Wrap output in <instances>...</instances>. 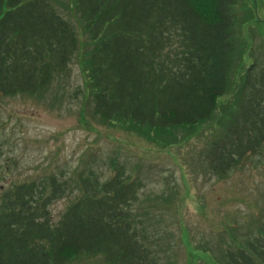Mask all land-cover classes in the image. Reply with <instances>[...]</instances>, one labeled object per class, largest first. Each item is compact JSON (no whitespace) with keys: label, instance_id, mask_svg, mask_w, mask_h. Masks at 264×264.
<instances>
[{"label":"trees","instance_id":"1","mask_svg":"<svg viewBox=\"0 0 264 264\" xmlns=\"http://www.w3.org/2000/svg\"><path fill=\"white\" fill-rule=\"evenodd\" d=\"M259 5L264 0H73L72 22L50 0H0V97L44 96L78 57L79 91L97 121L143 137L149 130L160 144L156 134L179 129L165 147L188 142L181 132L208 129L205 158L222 177L264 145ZM75 173L74 184L52 174L1 191L0 264H76L94 255L106 264H154L133 227L137 175L117 158L108 174L88 166ZM67 191L54 221L50 206ZM257 229L258 237L229 243L221 264H264V224Z\"/></svg>","mask_w":264,"mask_h":264},{"label":"rangeland","instance_id":"2","mask_svg":"<svg viewBox=\"0 0 264 264\" xmlns=\"http://www.w3.org/2000/svg\"><path fill=\"white\" fill-rule=\"evenodd\" d=\"M50 1L73 22V0ZM258 15L264 19L260 5ZM259 39L257 54L264 53ZM69 67V76H56L42 97H0V193L52 174L74 184L79 166L108 174L112 158H117L142 181L131 214L139 239L154 252V264H221L229 243L234 248L235 239L259 236L257 228L264 224V145L221 177L205 158L213 135L208 129L197 137L181 132L188 142L165 147L179 129L156 134L163 140L154 144L149 130L143 137L133 128L97 121L79 91L84 79L78 57ZM67 193L50 206L54 221L68 204ZM76 264L106 262L94 255Z\"/></svg>","mask_w":264,"mask_h":264}]
</instances>
